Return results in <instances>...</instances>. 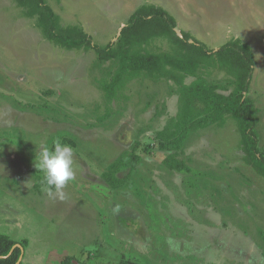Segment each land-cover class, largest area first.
Returning a JSON list of instances; mask_svg holds the SVG:
<instances>
[{
    "label": "rangeland",
    "instance_id": "1",
    "mask_svg": "<svg viewBox=\"0 0 264 264\" xmlns=\"http://www.w3.org/2000/svg\"><path fill=\"white\" fill-rule=\"evenodd\" d=\"M64 26L83 27L94 42L115 41L130 15L153 3L209 48L240 38L256 66L246 94L258 116L264 153V0H47ZM153 51L171 43L155 39ZM94 50H68L46 39L37 17L0 0V232L27 240L23 264H264V177L244 161L236 121L194 134L169 168L173 151L159 137L179 108L178 86L162 78L129 80L109 103ZM211 81L226 78L203 69ZM109 78V77H108ZM195 80L189 76L187 83ZM229 91L225 93H229ZM74 149L75 179L63 199L45 191L36 166L41 145ZM136 146L137 167L104 174Z\"/></svg>",
    "mask_w": 264,
    "mask_h": 264
},
{
    "label": "trees",
    "instance_id": "2",
    "mask_svg": "<svg viewBox=\"0 0 264 264\" xmlns=\"http://www.w3.org/2000/svg\"><path fill=\"white\" fill-rule=\"evenodd\" d=\"M15 1L26 16L37 17V26L49 41L68 50H94V66L99 68L110 64L106 76L99 81L109 103L129 80L146 76L155 81L162 78L174 81L179 87L178 112L159 134L162 145L173 151L164 161L169 168L188 171L187 163L179 156L184 154L189 139L202 129L224 124L231 117L241 136L244 161L264 177V153L257 131L259 120L256 108L246 96L256 66L250 44L234 38L218 49L209 48L190 32L179 33L177 19L169 10L144 3L130 15L115 41L100 45L83 27L64 26L47 0ZM158 38L167 39L171 49L151 50L150 44ZM203 69H218L225 72L226 78L211 81L201 74ZM189 76L195 78L191 83L186 82ZM137 156L136 148L121 154L104 174L106 181L114 188L125 184L127 177L119 178L116 174L125 168L130 174L134 172ZM27 243V240L18 242L0 232V264H17ZM19 264H23L22 261ZM61 264L87 263L75 256H66ZM119 264L143 263L124 260Z\"/></svg>",
    "mask_w": 264,
    "mask_h": 264
},
{
    "label": "clouds",
    "instance_id": "3",
    "mask_svg": "<svg viewBox=\"0 0 264 264\" xmlns=\"http://www.w3.org/2000/svg\"><path fill=\"white\" fill-rule=\"evenodd\" d=\"M74 149L70 144L55 139L51 147L41 145L35 166L44 173L45 191L63 199L64 188L75 179Z\"/></svg>",
    "mask_w": 264,
    "mask_h": 264
},
{
    "label": "water",
    "instance_id": "4",
    "mask_svg": "<svg viewBox=\"0 0 264 264\" xmlns=\"http://www.w3.org/2000/svg\"><path fill=\"white\" fill-rule=\"evenodd\" d=\"M124 26H125V25H124ZM124 26H123V27H124ZM123 27H122V28H123ZM122 28H121V29H122ZM23 257H24V254H23L21 257H20V259H19V261H18V263H17V264L21 263V261H22Z\"/></svg>",
    "mask_w": 264,
    "mask_h": 264
},
{
    "label": "crops",
    "instance_id": "5",
    "mask_svg": "<svg viewBox=\"0 0 264 264\" xmlns=\"http://www.w3.org/2000/svg\"><path fill=\"white\" fill-rule=\"evenodd\" d=\"M178 32H179V31H178ZM21 242H22V241H21ZM27 245H28V244H27ZM24 253H25V252H24ZM23 259H24V258H23ZM23 259H22V260H23Z\"/></svg>",
    "mask_w": 264,
    "mask_h": 264
}]
</instances>
